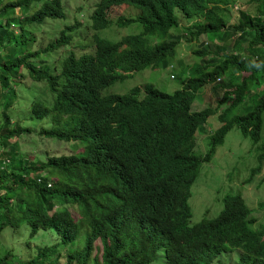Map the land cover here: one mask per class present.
I'll list each match as a JSON object with an SVG mask.
<instances>
[{
  "label": "trees",
  "instance_id": "trees-1",
  "mask_svg": "<svg viewBox=\"0 0 264 264\" xmlns=\"http://www.w3.org/2000/svg\"><path fill=\"white\" fill-rule=\"evenodd\" d=\"M217 1L220 0H97L90 16L94 28L112 24L106 13L113 4H131L137 9L130 18H118L119 22L142 26L141 32L131 37V48L120 49L122 42L108 46L95 36L94 51H81L79 56L69 52L65 58L82 67L88 84L86 97L67 98L65 90L50 101L45 95L28 94L21 101L16 87L18 83L30 84L31 78L44 81L48 90H53L52 80L39 71L46 66V60L38 59V53H26L36 38L26 26L39 27L50 20L61 28L63 17L53 8L63 10V2L0 0V234L7 226L14 231L26 224L30 236L43 230L56 238L49 245H37V253L31 259L13 263L9 260L13 255L8 253L0 264H59L61 251L57 252L56 245L80 242L77 238L82 231L83 246L67 250L66 264H151L158 252L163 254L164 264H212L214 258L231 252L237 256L236 264H264V217L254 219L253 209L240 194L226 195L221 212L189 224V193L181 186L198 172L201 161L191 159L194 153L189 143L209 110L185 116L178 112L175 100L168 111L154 107L151 117L144 118L140 107H130L125 96L101 95L102 88L115 80V68L165 65L173 55L174 45L183 37L192 40L203 32L214 34L220 30L224 25L222 18L215 7H206ZM238 5L231 30L218 39L223 41L238 33L234 44L246 42L245 52H230L222 44L218 46L220 56L203 60L186 76L190 77L188 93L193 95L208 78L226 70L231 75L240 74L238 84L230 79L212 90L218 105L223 107L224 126H236L244 138L257 144L258 164L249 168V182L264 160V140L260 142L264 89L253 95L249 87L264 84V0ZM34 6L38 8L30 12ZM81 8L79 4L77 10ZM179 14L186 18L203 16V21L192 25L184 36L174 34L172 28L178 25ZM61 32L55 40L57 45L47 51L55 50L66 40L65 27ZM154 37L161 41L152 44ZM125 41L129 43V38ZM63 76L69 86L77 79L67 73ZM219 89L224 91L219 94ZM89 100L114 103V138L105 156L93 142L87 143L79 127L82 118H73L67 110L73 104L86 107ZM16 106L17 110L26 109L30 119L47 121L48 127L41 122L38 134L80 144L68 154L45 153L29 160L20 151L18 138L35 129L25 126L23 118H14L12 110ZM224 126L213 137L215 142L225 136ZM141 130L149 131L167 145V156L157 166L149 165L132 150L133 135ZM212 153L213 147L207 157ZM156 196L160 199L157 207L150 200ZM260 206L264 207V200ZM69 208L77 212V218ZM97 239L101 246L100 254L95 255L93 243Z\"/></svg>",
  "mask_w": 264,
  "mask_h": 264
},
{
  "label": "rangeland",
  "instance_id": "rangeland-1",
  "mask_svg": "<svg viewBox=\"0 0 264 264\" xmlns=\"http://www.w3.org/2000/svg\"><path fill=\"white\" fill-rule=\"evenodd\" d=\"M97 0H92L91 5H94ZM235 2L240 4V2L247 3L249 0H222L220 1V11L225 13L226 18L229 20L232 16V9L229 7L226 2ZM63 8L66 14L65 22L66 24L72 25L73 29L69 32L74 36V41L84 50V51H94L95 43L94 36L96 35L95 29L93 28L92 23L89 21L87 23H78L71 18L82 19V16L87 13L90 8V1L82 2L77 0L78 4L76 5L74 0H62ZM82 4V8L76 10V7ZM39 6V5H38ZM34 6L30 12H33L38 8ZM76 10V11H75ZM19 12V9H16ZM107 17L111 20H115L119 16L128 17L130 12L127 10L125 5H112L107 10ZM184 23L176 28L174 31L179 32L178 29L185 31V28L189 27V21L181 19ZM62 26V24H61ZM55 27V28H54ZM14 30L18 29V26L13 27ZM112 25L108 29L99 31V35H102L109 40H118L121 39L122 34H127L131 31L138 30L141 28L139 24H135L133 27ZM26 30L31 34H36V39L34 42L27 46L30 47L32 51L37 50L46 46L48 43H53V40L60 35V25L55 26L53 21H46L43 25L38 28L32 29L29 26H26ZM235 35L226 38L225 43L228 45L231 50H236L238 52H245L243 47L246 46V42H242L240 45L234 44ZM205 40V36L202 35L196 41H187L185 38H182L181 41L177 44L178 54L185 52L182 60L177 63L176 68L178 70L186 69L190 64L198 60V56L195 53L196 44L200 40ZM171 71L162 67L155 68L152 70L144 71L138 73L137 76L129 80L130 85H139L145 82L152 83L155 87L164 92H172L175 90L179 84L177 79L170 78ZM226 77L224 81H228ZM240 78L233 80L235 83L240 82ZM127 83V80L121 82L117 88L114 90L116 92H126L131 87ZM18 100L24 101L28 95L33 97H38L48 95V88L43 81H32L30 84L26 85L25 83H18ZM256 87L250 92V94L256 95ZM202 89L200 93L196 95V98L193 102L192 109H200L206 105L205 98L201 96ZM28 94V95H27ZM17 100V101H18ZM220 110L215 113L212 117L209 118L206 128L207 134L215 129L219 124V114ZM14 118L17 119L23 118L25 126L34 128L32 133H23L19 136V149L26 155V157L31 160L40 156L41 154L49 155H60L68 154L72 151V146L74 142L68 141H53L48 139L41 134H38V127H42L44 123L47 127V121H41L36 119H30L27 115V110L20 107L17 110H12ZM201 132V131H199ZM207 134H199L198 138L191 141V146L196 150V153L204 154L208 146ZM16 139V138H15ZM264 140V124L261 132V141ZM17 142V140H16ZM256 145L253 144L251 139L244 138L240 130L234 126L225 136L223 144L217 147L216 153L210 162H205L201 165L199 174L196 178L195 183L192 186V196L189 198V204L192 209V217L190 223H196L201 220L203 217H212L218 213L223 207L222 199L226 195H233L240 191L245 198L247 204L253 209L254 219L261 220L264 217V207L260 206L262 200H264V163L259 172L255 173L251 180L247 182L249 178V168L257 164V150ZM40 154V155H39ZM234 170L229 172V170ZM229 172L228 176L227 173ZM232 179V180H230ZM242 180V182H241ZM200 198H197V196ZM72 215L74 218L78 217V214L72 208ZM253 224V226L257 223ZM84 232L82 231L80 236L77 238L80 242H74V244H57L56 250L60 252L58 256L59 264L67 263V250L72 248L81 249L84 243V238L82 237ZM56 238L50 234L49 231L40 230L36 235H29V227L26 224H21L18 229L13 231V228L7 226L3 229L0 234V259L4 258L8 253L11 256L9 258L13 263L19 262L20 260H28L33 258L37 251L36 246L46 244L49 245ZM99 246H101L100 241L97 239L93 243L94 254H100L98 251ZM97 250V251H96ZM237 256L234 252L221 254L218 257L212 260V264H236ZM151 264H164V257L161 252H158L157 257Z\"/></svg>",
  "mask_w": 264,
  "mask_h": 264
},
{
  "label": "clouds",
  "instance_id": "clouds-1",
  "mask_svg": "<svg viewBox=\"0 0 264 264\" xmlns=\"http://www.w3.org/2000/svg\"><path fill=\"white\" fill-rule=\"evenodd\" d=\"M204 1H205V3L207 2V0H204ZM220 1H222V0H220ZM220 1H217L216 3L206 4L207 8L215 7L216 12L222 18L224 25L221 27L220 30H218L214 34L203 32V33H201V35L194 37L192 40H187L185 37H183L187 41L191 42V41H196L202 35L205 36V40L204 39L200 40V42L198 44H196L195 48H193V50H195L196 55L198 56L197 61L190 64L184 70H178L176 68L177 63L182 60V58L185 54V52L182 54H178L177 44L179 43V41L182 40L181 39V40L177 41L176 44L174 45L173 55L165 65H163L161 63L157 64V65L150 64V65H147L145 67L138 68V69H135V68L129 69V68H124V67H117V68H115V72H116L115 73V76H116L115 80L112 81L111 83H109L108 85H106L105 87H103L101 90L102 96H110V95L125 96L126 102L128 103V105L130 107H136V106L140 107L144 118H150L151 117L152 110L154 107H158L163 111H168V109H169L168 107L175 100L178 101V107H177L178 112L182 115H185V116H193L197 112L208 109L209 112L207 113L204 122L202 123V125L200 127H198L194 131V135H193L192 140L197 139L199 134H207L206 124H207L209 118L212 117L215 113H217L220 110V112L218 114L220 124L215 129H213L212 131H210L207 134L208 146L205 150L206 153H204V154L196 153V150L193 148V146L190 145L192 140L189 143V147L192 149V151L194 153L193 156L191 157V159L192 160H199L201 162H200L199 169H198L196 176L194 178L188 179L181 186V187L186 188V190L189 193L188 200H187L188 204H189V198L192 196V186L196 181V178L199 174L201 165L205 162L208 163L212 160V158L214 157V155L216 153L217 147L219 145L223 144L226 134L233 128L231 126H224L226 124V122H225V120L222 119L223 107L221 104L218 105L216 98H215L216 94L213 92L212 88H213V86L220 84L222 81L227 82V81H224V79L226 77L229 80L230 79L237 80L238 77L240 79H242L239 73L234 72L231 75V74H229L230 71L226 70L223 74L218 75V76L214 77L213 79L208 78L201 87H199L196 91H194L193 95L188 93V91H191V88L187 87L188 80L190 77H187L186 75L191 72L193 67L202 64L203 60H211V59H213V56L215 54H216V56H217V54H219V56H220V53L218 51V46L224 44L230 52L242 54V52H238L236 50H231V48H229L228 45L225 43V39L229 38L233 35L227 36L223 41H220L218 39L219 36L228 32L229 30H231V24H233L236 21L235 15H236V12L238 11L240 6L237 3H235L234 1L230 2V3L226 2V4L229 7H231V9H232V16L228 20L226 18L225 13H222L220 11V4H219ZM91 2H92V0L90 1V8L91 9L82 16V19H77V18L73 17V14L71 15V18L78 23H87L90 21L93 25V28H94L95 24L93 23V21L90 17L91 12L93 10L92 9L93 5H91ZM75 4H76V2H75ZM113 5H117V4H113ZM119 5H125L127 10L131 14L130 16H133L137 10L131 4H119ZM50 6H51V4H50ZM77 8H78V6L76 7V10H77ZM53 9L57 13L61 14L63 17V23H62V26L60 28L59 33L61 35V33H62L61 29L65 27L66 40L64 42H62L60 44V46L58 48H56L55 50H53L51 52L47 51V48L56 44L55 40L60 37V35H59L58 37H56L53 40V43H48L46 46L39 48L37 50L32 51V50H30L31 46L27 47L26 53H28V54L38 53V59H45L46 60V66L39 69V71L41 72V74L45 78H49L53 82V85H52L53 90L52 91L48 90L47 98L49 99V101L52 100L53 96L57 97V96H59V92L65 91V90L67 93H66V95H64V97H67V98H76L79 96L86 97V93L88 90V84H87V81L85 80V78L83 76L82 67L75 60H65L66 55L69 52H73L74 54L79 56V55H81V51H84V50L74 41V36L72 34H69V32L73 29V26L66 24V22H65L66 14H65L64 8H63V10H61L57 7H54ZM130 16H128V17L123 16V17L127 19V18H130ZM119 17H117L115 20L110 19L112 24H110L106 27L103 26L101 28H94L95 33H96L95 36H98V37L102 38L103 40H105L108 46H109V43L122 42L120 49L129 50V48H131V37L135 34L140 33L142 30V26L138 30L131 31L127 34H122L124 36H122V38L118 39V40H109V39L105 38L102 35V33L100 35L98 34L99 31L104 30V29H108L112 25L123 26V28H126L128 26L133 27L135 24H137L134 22L129 23V24L119 22L118 21ZM181 19H185L186 21H189L190 26L185 28V31L181 32L180 30H182V29L179 28L178 29L179 32H175L174 30L176 28H178L181 25V23H183L181 21ZM47 21H49V20H47ZM202 21H203V16L186 18V17H183L179 14V23L176 27L172 28L173 29L172 32L174 34H179V35L183 34V36H184V34L187 32V30L192 25H194L198 22H202ZM54 25H55V23H54ZM29 27H31L32 29L38 28V27H32V26H29ZM123 28H121V30ZM34 35L36 37V34H34ZM234 35H235V38H234V40H235L236 36H238L239 34L237 33ZM67 37H69L68 41H67ZM127 38H129V43H127L125 41ZM159 41H161V40L157 39L156 37H154L151 40L152 44H156ZM31 44H29V45H31ZM202 45H203V48H201ZM159 67L170 70L171 71L170 78L178 80L179 86L175 90H173L172 92L169 93V92L161 91L160 89L155 87L152 83H148V82H145V83H142L139 85H130L129 84V80L131 78L137 76L138 73L148 71V70H152V69L159 68ZM210 69H211V67L207 68V70H210ZM63 73H67V74H69L71 76H75L77 78L76 81L73 83V85L69 86L67 84V81L63 76ZM179 74H181V77H179ZM125 80H127V83L129 84V86H133V87H131L126 92H116L114 89L117 88V86ZM32 81H35V80H33L31 78V82ZM238 83H235V84H238ZM259 84H260V86H258V87L254 86V85H250L249 87L251 88V91L253 90L254 87H256V89H259L258 91H262L264 89V84H261V83H259ZM201 89H202L201 96H203L205 98L206 105L200 109L193 110L192 109L193 102L196 98V95L198 93H200ZM223 91H224V89H219L218 92L220 94ZM229 101H230V103L232 102V100H229ZM67 110L73 118H82L83 121L79 127L82 128L87 143H88V141L93 142L97 146L99 151L105 156V153H106L107 149L109 148V146L112 144L113 138H114L113 122H114L115 116H116V110L114 107V103H111L110 101H107V100H101L98 102L89 100V103L86 107H82L79 104H73V105H70L67 108ZM223 126L225 127V132L226 131L227 132L220 142H215L213 140V137L216 135L218 130L223 128ZM200 128H202V129H200ZM199 131H201V132H199ZM53 141H65V140L53 138ZM68 142H74V141H68ZM78 144H80V143L74 142V145L72 146V150H73L74 146H76ZM253 144H256V143H253ZM131 147H132V150L138 156H140L143 160H145L151 166H157L160 163H162L163 160L166 158L167 153H168V148H167L166 143L163 140L159 139L158 137L154 136L152 133H150L147 130H141V131L135 132V134L133 135V138H132ZM211 147H213V153L211 154L210 157H207L209 149ZM82 148H83V146H82ZM256 150H257V145H256ZM263 163H264V160L262 161V163L260 165V169H261ZM257 164H258V158H257ZM260 169L258 171H260ZM231 171L233 172L234 170L233 169L229 170V172H231ZM229 172L227 173V176H228ZM230 180H232V179H230ZM237 193L243 197V195L240 191H238ZM233 195H235V194H233ZM197 198H200V196L198 195ZM223 199H222V201H223ZM150 200L153 203V205L156 207L158 206L159 201H160L159 197H157V196L152 197ZM189 207L191 209L190 204H189ZM223 207H224V205H223ZM223 207H222V209H223ZM222 209H220L218 211V213L221 212ZM191 211H192V209H191ZM203 218H205V217H203ZM190 220H191V218H190ZM199 221H201V220H199ZM189 224L192 225L190 222H189ZM193 224H195V223H193Z\"/></svg>",
  "mask_w": 264,
  "mask_h": 264
}]
</instances>
